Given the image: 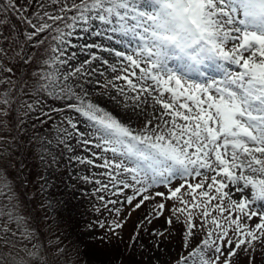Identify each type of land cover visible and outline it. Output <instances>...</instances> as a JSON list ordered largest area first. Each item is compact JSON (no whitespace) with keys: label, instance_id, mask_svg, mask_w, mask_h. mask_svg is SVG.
Returning a JSON list of instances; mask_svg holds the SVG:
<instances>
[{"label":"snow or ice","instance_id":"obj_1","mask_svg":"<svg viewBox=\"0 0 264 264\" xmlns=\"http://www.w3.org/2000/svg\"><path fill=\"white\" fill-rule=\"evenodd\" d=\"M149 2L152 11L142 10L140 0H0V26L12 17L23 25L0 32V173L5 164L24 169V137L36 114L33 131L38 122L55 133L29 140L41 141L42 162L46 154L56 163L55 142L70 164L104 169L102 179L83 176L95 185L98 204L81 243L103 245L101 264H161L172 251L174 223L186 254L171 264H237L241 253L254 264L258 248L264 250V209L253 207L264 202V0ZM96 22L136 41L128 53L106 49L115 64L89 50L99 45L71 40L80 31L103 35ZM176 53L185 58L183 71L169 67ZM11 60L35 69L14 78ZM210 60L221 61L222 77L188 75L204 76ZM94 62L120 74L101 84L94 77L104 73ZM94 96H106L113 111ZM48 99L62 106L45 110ZM6 187L0 185V264H51ZM142 209L125 241L131 213ZM197 231L203 236L193 246ZM56 250L65 255L59 244Z\"/></svg>","mask_w":264,"mask_h":264},{"label":"trees","instance_id":"obj_2","mask_svg":"<svg viewBox=\"0 0 264 264\" xmlns=\"http://www.w3.org/2000/svg\"><path fill=\"white\" fill-rule=\"evenodd\" d=\"M11 24H17L18 28L23 31V25H20L16 18L12 17L8 25L0 26V32H4L7 36L11 31ZM20 39L22 41L23 37L21 36ZM13 65H15L12 73L14 78L20 77L21 74L27 78L30 72L35 69V66L29 68L15 60L9 61L6 66ZM0 90H3L2 85H0ZM24 99H28V97L25 96ZM61 106V102L48 99L45 110ZM13 118L17 119L18 116ZM59 118V115L54 116L55 120H59ZM35 120L36 114H33L28 121V135L24 137L26 148L24 169H17L5 164L2 173H0V185H7L4 190L11 191L15 199L10 203L15 202L19 205L20 215L27 221V226L35 231L43 248L48 250L45 259L50 258L51 264H101L106 259L97 251L103 247L102 244L88 246L87 243H78V237L83 232L85 224L96 218L97 214L93 213L92 208L94 204H98V201L85 195L77 199L73 198L72 191L67 186V179L70 175L68 161L63 153V148L58 149L55 142H53L50 151L56 156V163H51V156L46 154L45 161L47 163L41 161L40 156L43 154L41 141L33 140L32 143H29V140L34 135L40 137L46 135L53 139L55 133L53 132L49 136L48 133L52 130L51 125L41 126L38 122L37 130L34 132L31 122ZM46 173H49V185L45 187L44 176ZM182 191H186V189ZM4 199L5 197H0V202H3ZM214 214L219 218L218 213ZM105 217H107V212H104L101 218ZM194 219L197 222L200 221L199 215ZM125 241L127 240L125 239ZM57 244L66 250L65 255H60L56 250ZM176 254L184 255L186 252L179 249ZM257 257L258 254H255L254 263L257 261ZM137 259L140 258L137 257ZM245 263L251 264L249 261ZM139 264H143V261H139Z\"/></svg>","mask_w":264,"mask_h":264},{"label":"rangeland","instance_id":"obj_3","mask_svg":"<svg viewBox=\"0 0 264 264\" xmlns=\"http://www.w3.org/2000/svg\"><path fill=\"white\" fill-rule=\"evenodd\" d=\"M140 4L142 7V10L144 11H152L153 6L150 4L149 0H140ZM94 28L96 29L97 32H99L101 29H104V34L103 35H93L91 33H85V32H77L76 35H74L71 40L73 43L77 45H99L100 47H94L89 49L93 54L100 56L102 59H108L110 64H115L117 63L116 58L106 51V49H114V50H119V51H124L125 53H128L130 47L135 46L136 41L133 40L131 37H120L119 34H111L107 32V29L104 25L100 24L99 22H96L94 24ZM109 35H111V40L108 38ZM72 49H70L71 51ZM75 51L79 52L80 49L76 48ZM176 56L179 57V59L174 58L173 60L169 61V67L179 69L180 71H183L180 68V64L185 62V58L180 56L179 53L175 54ZM85 58H88L87 56V50L83 55H81L80 59L83 60ZM221 63L219 60H210L206 62V66H202V71L205 73L204 76H196L198 73H196L195 76L191 75V73H188V75L197 78L199 81H205L209 78H220L223 75V70L218 66ZM94 68L100 69L104 73L103 76H96L94 77L95 79L99 80L101 84L105 82L106 79H111L113 75H118L120 74L119 72L115 74H111L110 68L107 66L102 65L100 62H94L93 63ZM103 91V89H100ZM94 102L99 103L102 107H106L108 110L113 111L112 105L107 103V98L105 97H93L92 98ZM151 103V102H150ZM149 114H151V107L148 109ZM70 115H74L73 113H69ZM114 114H117L114 111ZM137 127H141L142 125L138 124L136 125ZM42 137H45L46 139H50L48 136L43 135ZM63 153L67 158V153L63 151ZM77 154L80 155L81 157L88 156L89 154L86 151H82L81 149H77ZM102 161L100 160H95V164H101ZM68 167H69V172L70 175L68 176L67 179V186L70 188L72 191V196L74 199H77L78 197L85 195L88 197H93V188L95 185L91 183H87L83 180V176L87 175L89 176V179H102V177L99 175L101 172L104 171V169L99 168V167H94L92 165H79V164H70L68 161ZM79 177V178H78ZM179 181L174 182V186L178 184ZM49 185V177L48 174L46 173L44 176V186ZM160 191H164L163 188L158 189ZM199 191V190H198ZM131 194V193H129ZM169 208L172 207L171 204L168 205ZM254 208L256 209H264V202H257L255 205H253ZM148 208H151V205H148ZM127 211V209H125ZM144 209L133 212L131 213V219L128 221L127 226L123 230L124 238L127 240L128 236L132 233L133 231V226L136 224L138 219L143 216L144 214ZM170 213H166V215H169ZM107 217H108V212H107ZM197 224V229H199L200 221H195ZM164 225V220L160 219L156 221V223L153 225L157 229L161 228V226ZM171 231L174 233V235L171 238V245L168 246L171 248V253H165L163 256H161V264H167L171 262V259L174 258L176 253L178 252L181 244V228L178 223H174L173 226L171 227ZM203 236V232L197 231V238L192 241L193 246L196 245L198 242L199 238ZM83 237H82V232L80 236L78 237V243L82 244ZM255 254H258L257 261L254 264H264V250L259 249L256 251ZM244 254L241 253V256L239 260L237 261V264H247L245 263L246 260H244ZM140 258V257H139ZM141 259V258H140Z\"/></svg>","mask_w":264,"mask_h":264},{"label":"bare ground","instance_id":"obj_4","mask_svg":"<svg viewBox=\"0 0 264 264\" xmlns=\"http://www.w3.org/2000/svg\"><path fill=\"white\" fill-rule=\"evenodd\" d=\"M178 70H179V69H178ZM191 75L195 76V75H196V73H191ZM196 76H199V77H201L199 74H197Z\"/></svg>","mask_w":264,"mask_h":264}]
</instances>
